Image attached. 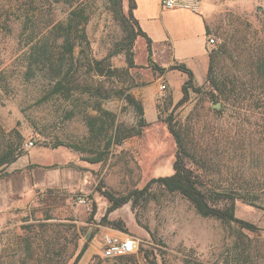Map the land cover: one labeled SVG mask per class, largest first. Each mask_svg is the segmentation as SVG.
Here are the masks:
<instances>
[{
  "label": "rangeland",
  "instance_id": "374dc122",
  "mask_svg": "<svg viewBox=\"0 0 264 264\" xmlns=\"http://www.w3.org/2000/svg\"><path fill=\"white\" fill-rule=\"evenodd\" d=\"M78 1L89 14L87 57L70 73L72 83L65 87L73 90L65 95L54 91L58 81L66 84L69 63L55 26L67 21L73 7L68 0H0V152L8 145L21 151L19 161L5 166L12 171L0 178L1 188L14 189L8 207L0 210V264H264V89L259 83L239 84V95L218 99L206 82L208 56L206 63L201 53L204 18L207 37L214 39L207 55L226 46L218 70L247 76L254 49H264V0H202L193 19L162 8L158 0L137 2L136 16L152 39L169 27L162 15H170L181 36L174 54L192 69L198 88L188 89L181 104L187 76L169 69L179 63L170 60L164 45L154 41L152 48L164 72L147 64L142 37L134 42V66L128 67L119 50L126 42L125 23L111 2ZM121 7L127 15L129 0ZM182 21L185 29L179 27ZM34 43L53 57L34 60ZM93 60L110 69L100 74ZM122 93L141 105L144 122ZM89 117L106 120L104 136L93 143ZM167 119L202 156L204 163L193 168L207 186L234 184L235 177L239 192L259 195L254 205L235 201V217L254 231L200 216L158 182L173 173L177 149ZM117 127H134L139 134L105 148L104 139ZM97 156L100 161L89 160ZM125 197L108 211L110 198ZM104 228L138 238L136 253L101 257Z\"/></svg>",
  "mask_w": 264,
  "mask_h": 264
},
{
  "label": "trees",
  "instance_id": "16d2710c",
  "mask_svg": "<svg viewBox=\"0 0 264 264\" xmlns=\"http://www.w3.org/2000/svg\"><path fill=\"white\" fill-rule=\"evenodd\" d=\"M77 1V0H76ZM68 0L69 5L73 7L70 12L67 21L62 24L55 26L58 31H60V36L62 37L61 43V54L64 56L65 60L69 59L68 66L64 72L65 77L68 78L66 84L58 81L55 92L68 95L73 90V87H65L71 85V72L76 69V63H79V59L82 57H87L86 47L88 46L87 34H86V23L88 21L89 14L87 13L83 4L79 1ZM111 2L114 13L119 15L123 22L125 23V40L121 45L120 51H124L125 59L128 67L134 66L133 60V46L137 37H142L145 40L146 45V59L147 64L154 70L159 72H164L165 68L158 66L153 60L152 52V41L150 37L141 29L138 20L135 18L133 11L136 8L135 0H129V7L127 15L122 13L121 3L122 0H108ZM76 4V5H75ZM75 5V6H73ZM76 47H80L79 53L75 55ZM30 57L36 61L43 59H50L53 57V53L48 51V48L44 46H37L36 43L31 45ZM226 53L225 43L220 44L216 48H212L208 52V70L206 76V82L217 92L218 99H227L234 95H239L240 89L238 86L248 84V83H259L264 89V49L258 50L254 49L252 54V66L246 76L245 74H240L239 71L234 74H229L228 72L223 73V71L218 70L217 65L221 55ZM46 56L48 58H46ZM91 60L86 62V65L91 66ZM96 64V69L100 74L108 68V66L102 65L104 62L94 61ZM82 65H85L83 63ZM169 69H178L182 73L186 74L187 80H185L181 92L182 97L177 104H181L187 100L188 89L193 91H198L193 85V72L184 63H179L176 66H171ZM63 70L60 68L59 72ZM246 77V78H245ZM73 78V77H72ZM262 99H264V90L261 92ZM124 99L129 104L133 105L140 116V123L143 121V109L141 105L129 94L122 93ZM97 110L103 115L111 116L110 113L103 110L100 106H97ZM169 132L174 138L176 143V154L173 165V173L171 175L163 176L158 179V182L169 192H177L182 197H184L195 209L196 213L202 217H211L219 220L225 225L236 224L241 230H246L249 232L254 231L256 228L243 220L235 217V201L240 199L247 202L248 204H253L254 199H258L259 195L257 193H241L237 189L240 187H234L236 184V178L234 177V184L229 183L226 186L214 187L207 186L203 181V176L197 170L193 168V165L203 164L204 160L202 156L196 154L197 150L194 145L189 146L185 137L180 133L178 128L175 127L171 119L166 120ZM106 120L101 117H89L86 119V125L89 131V141L93 143L99 136H104L103 132L106 130L105 127ZM139 134V131L134 127H129L125 129H120L117 127L115 135L109 134L105 138L104 147L109 148L114 143H120L124 138L132 135ZM101 154V153H100ZM21 156V151L19 148L8 145L7 148L0 152V178L7 174L5 171V166L13 163L18 157ZM92 162H97L101 160V156L89 159ZM233 181V180H232ZM237 186V185H236ZM127 198H121L116 200L110 198V206L108 211L115 209L116 207L123 204Z\"/></svg>",
  "mask_w": 264,
  "mask_h": 264
},
{
  "label": "built area",
  "instance_id": "2783aa9c",
  "mask_svg": "<svg viewBox=\"0 0 264 264\" xmlns=\"http://www.w3.org/2000/svg\"><path fill=\"white\" fill-rule=\"evenodd\" d=\"M202 0H160V5L164 9L183 8L198 12L201 8ZM208 44L212 45L214 39L208 37ZM164 85L160 88L164 89ZM99 238L102 243L100 255L105 259H115L136 253L138 249V238L129 233L117 232L111 229H101Z\"/></svg>",
  "mask_w": 264,
  "mask_h": 264
},
{
  "label": "crops",
  "instance_id": "0c3cea01",
  "mask_svg": "<svg viewBox=\"0 0 264 264\" xmlns=\"http://www.w3.org/2000/svg\"><path fill=\"white\" fill-rule=\"evenodd\" d=\"M139 0H135V2H136V8L134 9V11H133V14H134V16H135V18L138 20V18H137V16H136V11H137V8H138V4H137V2H138ZM160 2V0H158V3ZM171 11H183V12H187V16L189 17V18H191V19H193V17H195V18H197V17H199V15L197 14L198 12H194V11H191V10H188V9H183V8H177V9H173V10H171ZM161 18L163 19V21H165V22H163L164 23V25L165 24H168V26L169 27H166V26H163V28L161 27H159L160 29H159V37L156 39V38H153L152 39V34L148 31V30H146V28L145 27H143L142 26V24L140 23V21L138 20V23H139V25H140V27H141V29L150 37V39H151V41H152V48H153V46H155L156 45V43L154 42V41H157V42H159V43H162L163 45H164V51L166 52V54H168V56L170 55V60L172 61V62H178V63H184V62H182V59H179V58H177L176 56H175V54H174V50H175V46L177 45V43H176V38H178V37H181L180 35H176V33H175V31H174V28H173V26L171 25L172 24V22H171V18H170V15H168V16H161ZM202 21H203V24H202V27H203V33L201 34V37H202V45H201V53H202V55L205 57V59H206V63H207V46L209 45L208 44V37H207V33H206V24H205V19L204 18H202ZM179 27H181V28H183V29H185L186 28V23H185V21H182L181 22V24H180V26ZM146 46V45H145ZM172 49H173V51H172ZM153 52V51H152ZM185 64V63H184ZM186 65V64H185ZM206 65V64H205ZM205 65H204V67H205ZM187 66V65H186ZM188 67V66H187ZM189 68V67H188ZM190 69V68H189ZM191 71H192V69H191ZM193 72V71H192ZM194 74V73H193ZM20 158L21 157H18L13 163H16L17 161H19L20 160ZM12 163V164H13ZM12 170H9V171H7V172H11ZM11 176H15V174H13V175H10V176H8V177H11ZM2 181H4L3 179H0V185H1V182ZM12 187V186H11ZM11 190H12V188H11ZM12 191H14V189L12 190ZM12 191H11V193H12ZM10 192H9V190H7V189H4V187L3 188H1L0 187V210H4V209H6L7 207H8V204H9V200H10V194H9Z\"/></svg>",
  "mask_w": 264,
  "mask_h": 264
}]
</instances>
